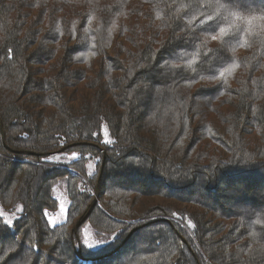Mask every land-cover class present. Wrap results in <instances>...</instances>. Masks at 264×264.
<instances>
[{
    "label": "trees",
    "instance_id": "obj_1",
    "mask_svg": "<svg viewBox=\"0 0 264 264\" xmlns=\"http://www.w3.org/2000/svg\"><path fill=\"white\" fill-rule=\"evenodd\" d=\"M194 2L0 0V264H264V34Z\"/></svg>",
    "mask_w": 264,
    "mask_h": 264
},
{
    "label": "snow or ice",
    "instance_id": "obj_2",
    "mask_svg": "<svg viewBox=\"0 0 264 264\" xmlns=\"http://www.w3.org/2000/svg\"><path fill=\"white\" fill-rule=\"evenodd\" d=\"M241 0H195V2L189 7L195 12L199 13L196 16V20H199L201 24H207V28L201 29V31H209L219 32L221 38L228 37V28L221 26L223 22H228L229 26L235 27L236 32L233 33V36H237L239 33L243 32L246 35L258 36L260 34H264V12H260L259 14L252 13L249 15H242L237 11H233V6H240ZM209 9H213L214 11H209ZM239 21L237 25L235 22ZM198 39V37H197ZM213 40L217 39L216 35L212 36ZM11 52V50H9ZM222 76L223 73H220ZM105 135L107 136V131H105ZM105 143H111L110 140H106ZM56 159V158H51ZM72 159H76V154H72ZM173 217L182 219L176 213L172 214ZM3 218V214L0 213V219ZM192 227L191 223L188 225ZM13 227L11 220H5L3 224V228H11ZM3 230V229H0ZM121 233H116L112 237V242H114L117 237ZM87 247L89 249H94L99 244L87 243L85 241ZM0 251H3L0 249ZM22 264H25L22 261ZM27 264H31V261H27Z\"/></svg>",
    "mask_w": 264,
    "mask_h": 264
},
{
    "label": "rangeland",
    "instance_id": "obj_3",
    "mask_svg": "<svg viewBox=\"0 0 264 264\" xmlns=\"http://www.w3.org/2000/svg\"><path fill=\"white\" fill-rule=\"evenodd\" d=\"M54 196L57 198V200L60 203V211L55 216H49V219H50V222L52 223V225H59V224H62L63 222H65V220H66L67 209H68L67 208L68 207V199H67V196L65 194V190L62 187L57 188L54 191ZM0 213H2L1 209H0Z\"/></svg>",
    "mask_w": 264,
    "mask_h": 264
}]
</instances>
